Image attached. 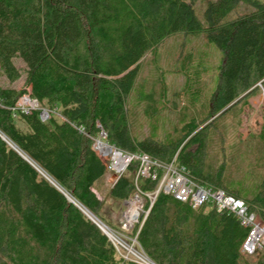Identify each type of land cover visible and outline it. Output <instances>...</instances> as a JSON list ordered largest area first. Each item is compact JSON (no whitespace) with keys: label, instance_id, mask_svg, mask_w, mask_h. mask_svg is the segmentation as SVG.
Instances as JSON below:
<instances>
[{"label":"trees","instance_id":"obj_1","mask_svg":"<svg viewBox=\"0 0 264 264\" xmlns=\"http://www.w3.org/2000/svg\"><path fill=\"white\" fill-rule=\"evenodd\" d=\"M240 4L253 10L231 19ZM177 33L205 34L223 53L210 117L202 124L253 93L258 83L264 86L259 0L209 1L204 21L187 0H0V72L8 82H0V264H138L122 258L67 198L104 220L95 187L108 168L93 147L101 130L123 151L165 162L176 157L199 184L224 189L264 221V180L245 188L229 181L225 168L214 170L197 158L214 120L199 130L193 119L182 137L168 143L138 141L131 134L127 103L138 65ZM22 78L23 88L13 85ZM25 94L57 110L64 121L43 122L39 111L18 109ZM195 143L199 153L184 147ZM137 167L133 163L114 183L109 192L114 200L125 202L134 194ZM158 184L138 183L145 193ZM247 235L233 214L213 204L178 206L160 193L137 242L154 264H248L240 252ZM256 264H264V252Z\"/></svg>","mask_w":264,"mask_h":264},{"label":"rangeland","instance_id":"obj_2","mask_svg":"<svg viewBox=\"0 0 264 264\" xmlns=\"http://www.w3.org/2000/svg\"><path fill=\"white\" fill-rule=\"evenodd\" d=\"M187 1L194 3L197 16L204 21L207 3L215 0ZM259 1L264 3V0ZM252 10V7L240 4L231 19ZM223 58V53L205 34L177 33L165 38L146 53L138 65L134 91L127 103L130 131L138 141L152 139L168 143L182 137L183 129L193 119L199 123V130L214 120L204 131V148L197 158L214 170L225 168L229 181L241 183L245 188H255L264 180V86L258 83L253 93L249 91L242 95L236 102L247 96L237 105L233 104L232 109L229 105L202 124L206 116L210 117L211 100L218 86ZM0 82L8 85L1 72ZM13 85L23 88L24 78ZM39 107L49 111L40 104ZM51 114L55 118L60 117L57 110ZM101 140L107 143V137ZM187 145L184 146L187 151L194 154L199 151L198 143ZM117 177L108 170L96 184L97 194L103 203L100 213L104 220L99 219L112 237L122 238L121 242L126 247L133 246V250L128 251L117 245L122 258L146 264L141 260L140 254L146 255L139 243L120 234L119 224L125 202L114 200L109 193ZM242 257L248 264H256L259 259V256Z\"/></svg>","mask_w":264,"mask_h":264},{"label":"built area","instance_id":"obj_3","mask_svg":"<svg viewBox=\"0 0 264 264\" xmlns=\"http://www.w3.org/2000/svg\"><path fill=\"white\" fill-rule=\"evenodd\" d=\"M17 108L24 113L39 111L43 122H47L53 117L51 112L45 109L40 110L39 102L33 99L30 94H25L20 98ZM106 137L107 134L101 130L100 136L94 140L93 147L101 160L104 159L107 162L105 165L108 170L118 176L116 181L129 170L133 163H138L134 177L135 192L130 199L125 201V210L120 219L119 228L122 237L137 243L140 229L158 195L164 193L170 196L171 201L178 206L189 204L194 209H198L202 205L210 203L217 208L218 212L233 214L248 230V235L240 249L241 254L246 257H256L264 252V221L256 212L252 211L250 205L245 201L232 196L222 188L199 184L185 167L178 165L176 157L171 162H165L146 153L123 151L114 145H109L107 141L105 143L101 140H106ZM142 179L158 181V188L154 192H143L138 185L139 180ZM134 205H137L135 212H133ZM135 230L136 233L133 236ZM109 237L116 249L119 245L129 249L128 251L133 250V246L126 247L122 243V238L118 236L114 238L110 233ZM140 255L143 258L142 261L145 262L148 259L146 256Z\"/></svg>","mask_w":264,"mask_h":264},{"label":"water","instance_id":"obj_4","mask_svg":"<svg viewBox=\"0 0 264 264\" xmlns=\"http://www.w3.org/2000/svg\"><path fill=\"white\" fill-rule=\"evenodd\" d=\"M235 102H233L229 107H231L233 104H235ZM228 107V108H229ZM226 110V109H225ZM224 110V111H225ZM3 140H5L15 151H17L25 160H27L32 166H34L35 168H37L25 155H23L18 148L15 145H12L11 143H9L5 137H3ZM38 169V168H37ZM39 170V169H38ZM40 171V170H39ZM41 172V171H40ZM42 173V172H41ZM43 174V173H42ZM51 183H53V181H51L45 174H43ZM54 184V183H53ZM55 185V184H54ZM67 196V195H66ZM67 198L69 199L70 202L74 203L90 220H92L100 229L101 231L108 237H109V233L107 230V227L105 225H103L100 221V219L98 217H96L95 215H93L91 212H89L88 210L84 209L83 207H80V205H78L71 197L67 196ZM151 263H153L151 261ZM154 264V263H153Z\"/></svg>","mask_w":264,"mask_h":264},{"label":"bare ground","instance_id":"obj_5","mask_svg":"<svg viewBox=\"0 0 264 264\" xmlns=\"http://www.w3.org/2000/svg\"><path fill=\"white\" fill-rule=\"evenodd\" d=\"M107 151H109V150H107ZM136 206H137V205H134V206H133V212H135V210H136ZM145 263H146V264H153V263H151L150 261H149V262H148V261H145Z\"/></svg>","mask_w":264,"mask_h":264},{"label":"crops","instance_id":"obj_6","mask_svg":"<svg viewBox=\"0 0 264 264\" xmlns=\"http://www.w3.org/2000/svg\"><path fill=\"white\" fill-rule=\"evenodd\" d=\"M57 120H58L59 122L64 121L63 118H62L61 116H60V117H57Z\"/></svg>","mask_w":264,"mask_h":264}]
</instances>
